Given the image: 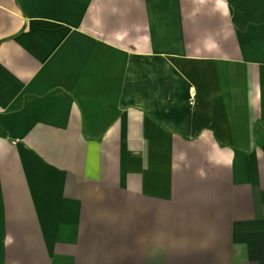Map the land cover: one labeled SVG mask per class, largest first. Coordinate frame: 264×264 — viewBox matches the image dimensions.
<instances>
[{"label":"crops","instance_id":"0c3cea01","mask_svg":"<svg viewBox=\"0 0 264 264\" xmlns=\"http://www.w3.org/2000/svg\"><path fill=\"white\" fill-rule=\"evenodd\" d=\"M41 233L264 264V0H0V245Z\"/></svg>","mask_w":264,"mask_h":264},{"label":"rangeland","instance_id":"374dc122","mask_svg":"<svg viewBox=\"0 0 264 264\" xmlns=\"http://www.w3.org/2000/svg\"><path fill=\"white\" fill-rule=\"evenodd\" d=\"M32 231V230H27ZM39 233L41 230H38ZM37 231V232H38ZM68 239V238H67ZM21 240V239H20ZM54 240V239H52ZM57 240V239H56ZM55 240V241H56ZM104 240H110L105 238ZM114 240L117 238L114 237ZM29 241V242H28ZM45 238L40 236L22 238V243L18 245L2 244L1 256H37L47 257V264H245L249 263V256H239V246L234 245H210L198 246L203 248L196 256H185L186 246L175 245H147L142 246L144 253L142 256H135L134 251L137 245L120 244H61L53 242L45 244ZM196 248L197 246H189ZM208 248V249H207ZM7 251H6V250ZM16 249V251H15ZM105 250V253L103 251ZM208 250V251H207ZM93 251L100 256H93ZM206 251L209 256H206ZM161 252V255L159 253ZM224 253L225 256H219ZM104 255V256H102ZM55 257V261L53 258ZM246 259V260H244ZM17 264H31L19 257ZM33 264H37L33 262ZM41 264V263H39ZM45 264V263H44Z\"/></svg>","mask_w":264,"mask_h":264}]
</instances>
